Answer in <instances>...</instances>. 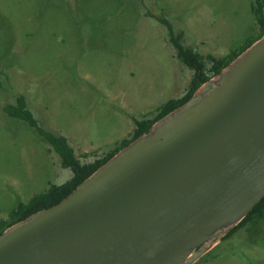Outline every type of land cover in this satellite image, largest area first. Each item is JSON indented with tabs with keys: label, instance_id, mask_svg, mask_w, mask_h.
Instances as JSON below:
<instances>
[{
	"label": "rangeland",
	"instance_id": "1",
	"mask_svg": "<svg viewBox=\"0 0 264 264\" xmlns=\"http://www.w3.org/2000/svg\"><path fill=\"white\" fill-rule=\"evenodd\" d=\"M261 2L0 0V222L73 174L6 106L23 97L42 129L65 137L82 163L94 161L130 137L136 119L189 87L194 70L178 56L169 25L209 66V55L258 35Z\"/></svg>",
	"mask_w": 264,
	"mask_h": 264
},
{
	"label": "water",
	"instance_id": "2",
	"mask_svg": "<svg viewBox=\"0 0 264 264\" xmlns=\"http://www.w3.org/2000/svg\"><path fill=\"white\" fill-rule=\"evenodd\" d=\"M216 76L59 203L8 227L0 264H194L207 253L264 198V35Z\"/></svg>",
	"mask_w": 264,
	"mask_h": 264
},
{
	"label": "trees",
	"instance_id": "3",
	"mask_svg": "<svg viewBox=\"0 0 264 264\" xmlns=\"http://www.w3.org/2000/svg\"><path fill=\"white\" fill-rule=\"evenodd\" d=\"M256 17L259 24L258 35L248 38L243 44L231 49L226 55L222 57L209 55L207 57L208 60H210L209 66L208 62L206 61V57L196 50L184 47L182 43L178 41L174 35L173 27L169 25L171 39L177 48L178 56L188 67L194 70V76L189 87L179 98L170 99L162 104L157 109V113L153 117H143L141 119H136V126L131 136L122 139L121 142H119L113 149L109 150L103 156L96 158L94 161L82 163V161L76 155L75 149L69 144L65 137L42 129L39 126L38 121L34 118L32 112L28 109L26 101L23 97L18 98V103L16 106H6L5 109L9 113L24 118L30 123V125L36 127L39 130L43 138L48 143H50L53 149L60 155L63 165L69 167L73 174L69 180L62 184L50 185L44 192L36 194L34 197H32L29 202L19 203L18 206L11 212L9 220L0 222V235L11 225L24 220L25 218L40 210L49 208L59 203L70 193H72L80 183H82L102 165L114 157L120 150L128 146L134 140L148 133L156 122L189 101L203 84H205L214 76L220 74L224 68L229 66L241 53H243L247 48H249L254 42L259 40L264 35V3L262 2L257 7ZM12 108L14 109L13 112ZM263 216L264 198L237 225L230 229L226 235L231 234L235 229L248 222L259 221L261 218H263Z\"/></svg>",
	"mask_w": 264,
	"mask_h": 264
},
{
	"label": "crops",
	"instance_id": "4",
	"mask_svg": "<svg viewBox=\"0 0 264 264\" xmlns=\"http://www.w3.org/2000/svg\"><path fill=\"white\" fill-rule=\"evenodd\" d=\"M209 253L204 264H264V216L225 235L203 256Z\"/></svg>",
	"mask_w": 264,
	"mask_h": 264
},
{
	"label": "bare ground",
	"instance_id": "5",
	"mask_svg": "<svg viewBox=\"0 0 264 264\" xmlns=\"http://www.w3.org/2000/svg\"><path fill=\"white\" fill-rule=\"evenodd\" d=\"M197 96L203 97V96H206V93L203 90H200V91H198Z\"/></svg>",
	"mask_w": 264,
	"mask_h": 264
}]
</instances>
